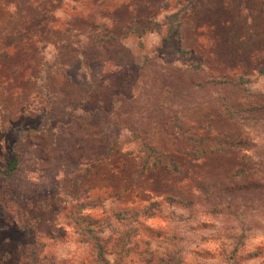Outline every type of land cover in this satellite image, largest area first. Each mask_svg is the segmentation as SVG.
<instances>
[{"label":"rangeland","instance_id":"1","mask_svg":"<svg viewBox=\"0 0 264 264\" xmlns=\"http://www.w3.org/2000/svg\"><path fill=\"white\" fill-rule=\"evenodd\" d=\"M11 157L0 264H264V0H0Z\"/></svg>","mask_w":264,"mask_h":264},{"label":"trees","instance_id":"2","mask_svg":"<svg viewBox=\"0 0 264 264\" xmlns=\"http://www.w3.org/2000/svg\"><path fill=\"white\" fill-rule=\"evenodd\" d=\"M164 23L168 28L169 35H172L175 39H180L182 37L181 35L182 19L180 16V11H175L166 15L164 18ZM165 39H168V37H166ZM180 51L183 50L181 49ZM142 150L144 151V154L141 156L142 173L152 168H157L160 164L161 159L160 157H157L158 151L156 150V148L150 143L148 144L147 142H143ZM204 151L206 152V150L200 149L197 150L195 154L201 156L202 154L201 152ZM172 168L175 169V171H179L174 161L172 162ZM17 169H18V158L11 157L5 166L3 167L0 166V173L5 174L8 177H13ZM238 170H240L241 174L244 172L242 168H239ZM172 200H176V199L173 198ZM153 204L154 203L150 204V206H153ZM98 206L99 203L85 202L83 207L84 209H93L94 207L96 208ZM129 213H133V211L132 212L126 211L124 213H121L120 215L122 217H132L133 214H129ZM138 213L139 211H136L134 213V217H136ZM84 220L86 224L85 225L80 224L79 226L80 232L84 235L85 241L92 242L95 248V260L98 261L100 264H109V260L107 258V254L111 253V249H109L108 246L109 239L102 237V235H100L97 232L95 225L98 224L99 220L98 219L91 220L88 218ZM35 252H36L35 250L31 251L30 253L29 251H27L26 254L24 255V261L22 262V264H31Z\"/></svg>","mask_w":264,"mask_h":264}]
</instances>
